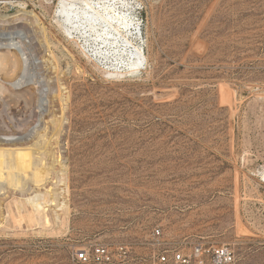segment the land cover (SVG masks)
Instances as JSON below:
<instances>
[{"label":"rangeland","instance_id":"374dc122","mask_svg":"<svg viewBox=\"0 0 264 264\" xmlns=\"http://www.w3.org/2000/svg\"><path fill=\"white\" fill-rule=\"evenodd\" d=\"M24 1L49 50L27 15L1 18L0 28L6 38L18 34L10 23L27 26L36 54L56 56L71 93L60 137L71 214L66 231L49 236L33 234L25 214L7 216L0 264H70L83 240L145 237L156 224L229 243L238 264H264V0H129L149 63L118 79L67 41L54 17L60 0H0V15L16 14ZM16 45L9 70L22 72L26 50ZM47 74L41 67L37 76L49 89ZM1 83L0 130L29 143L48 122L50 134L47 113L30 112L20 90ZM40 85L25 88L37 98ZM18 197L0 201L1 213H15Z\"/></svg>","mask_w":264,"mask_h":264},{"label":"bare ground","instance_id":"6f19581e","mask_svg":"<svg viewBox=\"0 0 264 264\" xmlns=\"http://www.w3.org/2000/svg\"><path fill=\"white\" fill-rule=\"evenodd\" d=\"M18 5L19 12L13 15L3 13L0 19L17 18L22 14L31 17V24L38 26L45 37L44 42L40 39V45H45L49 50L46 30L41 26L35 8L25 1ZM133 8L129 0H60L54 17L69 43L76 44L82 55L101 69L107 78L118 79L141 72L149 63L148 56L143 53L141 25L133 14ZM16 24L10 23L8 30L17 32L15 37L3 38L4 30L0 28V74L1 71L5 73L4 77H0V94L5 93L6 89L1 81L20 90L16 93L25 97L27 110L32 112L38 108L50 117L51 133H46L49 127L47 122L28 143L26 139L23 140L25 136L17 135L11 129L0 130V201L14 194L19 195L14 203L15 213L8 209V212L1 213L0 207V227L7 216L18 221L25 214L33 234L58 235L66 231L71 214L69 168L60 142L65 122L67 124L68 121L71 93L59 77L56 56L52 52L48 56L40 55L42 51L39 48L37 58L36 49L31 43L33 40L28 36V27L20 29ZM17 43H21L20 46L23 45L26 50L23 59L17 63L24 67L22 72L9 70L10 57L19 49ZM43 59L44 63L41 64ZM41 67L48 70L46 76L53 81L54 85L50 87L52 99H46L50 88L40 85L42 81L37 73ZM29 69L35 71L28 75ZM30 84L41 86L37 98L32 88H25Z\"/></svg>","mask_w":264,"mask_h":264},{"label":"built area","instance_id":"2783aa9c","mask_svg":"<svg viewBox=\"0 0 264 264\" xmlns=\"http://www.w3.org/2000/svg\"><path fill=\"white\" fill-rule=\"evenodd\" d=\"M70 264H238L236 249L152 227L145 237L88 239L72 246Z\"/></svg>","mask_w":264,"mask_h":264}]
</instances>
